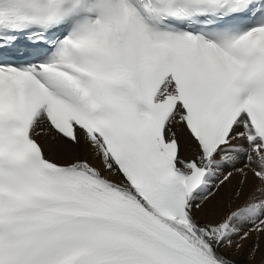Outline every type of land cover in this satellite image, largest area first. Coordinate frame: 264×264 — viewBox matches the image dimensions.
Returning a JSON list of instances; mask_svg holds the SVG:
<instances>
[{
  "label": "snow or ice",
  "instance_id": "obj_1",
  "mask_svg": "<svg viewBox=\"0 0 264 264\" xmlns=\"http://www.w3.org/2000/svg\"><path fill=\"white\" fill-rule=\"evenodd\" d=\"M246 248L264 264V0H0V264Z\"/></svg>",
  "mask_w": 264,
  "mask_h": 264
},
{
  "label": "bare ground",
  "instance_id": "obj_2",
  "mask_svg": "<svg viewBox=\"0 0 264 264\" xmlns=\"http://www.w3.org/2000/svg\"><path fill=\"white\" fill-rule=\"evenodd\" d=\"M238 180H239V177L234 179L232 183L223 190L222 196L225 202L229 201L232 198V192L238 188ZM234 256L237 261V264H250L249 257L247 254V248L243 252L234 254ZM258 259L259 257H257V260Z\"/></svg>",
  "mask_w": 264,
  "mask_h": 264
}]
</instances>
